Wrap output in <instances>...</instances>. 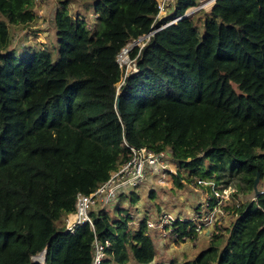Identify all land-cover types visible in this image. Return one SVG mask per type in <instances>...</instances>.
<instances>
[{"label":"trees","instance_id":"1","mask_svg":"<svg viewBox=\"0 0 264 264\" xmlns=\"http://www.w3.org/2000/svg\"><path fill=\"white\" fill-rule=\"evenodd\" d=\"M86 1L93 27L63 0L50 16L56 46L18 52L10 28L37 19L35 0H0V264H42L43 249L44 264H92L96 239L109 242L100 264H264V192L253 193L264 176V0H215L197 17L183 14L199 0H175L160 20L158 0ZM142 35L126 74L117 55ZM130 146L168 152L178 187L209 180L214 200L232 186L225 228L199 237L197 221L174 223L175 243L206 242L195 255L157 258L145 218L159 206L137 227L117 203L66 230L76 196Z\"/></svg>","mask_w":264,"mask_h":264},{"label":"rangeland","instance_id":"2","mask_svg":"<svg viewBox=\"0 0 264 264\" xmlns=\"http://www.w3.org/2000/svg\"><path fill=\"white\" fill-rule=\"evenodd\" d=\"M61 1L63 0H35V12L37 14V19L29 25L10 28L12 32L11 47L16 48L18 52H21L25 49L18 48H29L30 46L32 47L33 45H37L38 42H42V44H44L48 49L52 50V46H56V37L53 31V24L51 23L50 16L54 8H56L61 3ZM158 1L162 3V0ZM174 1L175 0H165L164 11H166V14L172 13ZM204 1L205 3L202 7H200L198 4L188 8L185 11V13H187L186 16L197 17L198 11H208L211 4H207L209 0ZM67 3L68 9L72 14H75L76 12L83 14L84 12L88 25L92 27L95 25V16L90 15V13H92L90 8H86V0H67ZM84 7L86 9H83ZM164 11L157 16V20L162 19ZM144 39L145 38L130 42L127 45V48L130 49L133 45H141V42ZM53 57L55 59L56 54H53ZM124 57L125 54L120 53L118 55V62L122 64ZM170 167V169L166 168V170L163 172L161 170L157 171L156 173H154L153 170L149 172L146 177H148L149 181H151V185L145 183V185H143V190L141 192L138 191L137 196L132 195L131 199L128 201L126 199L128 194L120 196L119 200L117 201V207H121L123 209L122 213H119L120 216H125L126 212H128V226L137 227V221L143 218L142 215L147 209L153 211L151 214H156L158 212L155 210V207L157 208L159 206V208H163V210H160L159 213L179 210L185 214L183 219L193 220L191 217V214H193L194 218H197L198 216L200 221H205L204 223L200 224L203 227V234L199 235V237L214 232L216 233L218 226L220 228H225L232 218V213L229 211V206L232 203V198H230L232 186L219 184L221 188L223 187L222 192H219V196L213 200L210 187L214 184L211 183V181L202 180L200 184H194L192 182H186L182 179L184 183L182 182L183 185L178 187L172 180L169 173L170 171L174 172L175 167L173 165ZM257 187H259L258 189L260 190L264 189V176L262 180H258ZM136 190L134 191L137 192ZM139 193L142 194L140 195ZM212 205L215 206L216 212L208 211L209 207ZM113 209L116 210V207ZM113 209L109 210V212H112ZM204 209L207 211V213H203ZM212 215H214L213 219L216 217V220L213 223H210ZM149 218L150 217L147 216L145 219ZM132 221L133 223H130ZM155 239L157 242L159 241L157 244L160 248V254L157 255V258L165 261H168L171 258H175L177 260H180L184 257L189 258L199 252L206 245V242L202 239L200 240L198 237L194 240L186 239L184 241H179L178 243H175V239L170 236L163 239ZM169 249H177L178 251L176 254L169 256L166 252ZM33 259L39 260V255L34 256ZM40 260L41 262H44L42 259Z\"/></svg>","mask_w":264,"mask_h":264},{"label":"built area","instance_id":"3","mask_svg":"<svg viewBox=\"0 0 264 264\" xmlns=\"http://www.w3.org/2000/svg\"><path fill=\"white\" fill-rule=\"evenodd\" d=\"M214 1L215 0H209L207 4L209 3L212 5ZM204 3V0H200L199 6H204ZM164 4L165 0H162V3L159 2V14L164 11ZM172 21L173 20H171L170 22ZM148 37V35H145L144 38L146 39ZM128 52L129 48H127L126 46L118 53V55L120 53L125 54L122 64H125L126 74L137 69L133 59L129 58ZM122 64L119 63L120 66ZM129 148L131 150L130 157L117 169L111 171L110 176L106 181L97 186L96 189H94L92 192L88 194L80 193L76 196L74 211L68 213L64 218L66 230L73 232L77 225L84 222H88V224L92 226L93 222L90 216V210H92L93 208L113 207L115 204H117V201L119 200L121 195H126L130 191L136 190L146 180V176L149 172H151L152 170L155 172L159 170L162 171L163 169L168 167V159L170 157L169 153L165 150L157 153L147 148L146 146H130ZM201 182V180H198V183ZM219 192H222V189H213L215 198L219 196ZM260 192H264V189L260 190ZM212 206L209 207L208 211L216 212L215 206H213V208ZM203 213H207V211L204 209ZM213 217L214 215L211 216L210 223H213L216 220V217L215 219H213ZM192 219L198 222L195 229L197 231H201L203 227L200 224L204 223L205 221H200L198 216L197 218H194V215H192ZM183 220L185 219L176 216L168 211H165L160 212L155 216H151L149 219H146V224L147 228L150 230V232H152L154 239H163L170 236L176 240L177 235L173 232L175 228L174 223ZM155 241L156 243H159V241L157 242L156 239ZM108 244V240L99 242L96 239L94 241V257L92 264H100V261L104 256V249L106 246H108Z\"/></svg>","mask_w":264,"mask_h":264},{"label":"water","instance_id":"4","mask_svg":"<svg viewBox=\"0 0 264 264\" xmlns=\"http://www.w3.org/2000/svg\"><path fill=\"white\" fill-rule=\"evenodd\" d=\"M187 15V13H184L183 14V16H186ZM152 32V31H151ZM145 37V35H142L141 37H139L138 39H136L137 41L138 40H141V39H143ZM136 40H134V41H136ZM133 41V42H134ZM258 180H259V176H258V174L256 175V177H255V179H254V182H253V193H254V195L256 196V195H258L259 193H260V190L257 188V183H258ZM45 254H46V249H43L40 253H38L37 255H41L42 256V260L44 261V259H45ZM36 255V256H37ZM35 261H38V262H41V261H39L38 259H35ZM42 264H44V262H41Z\"/></svg>","mask_w":264,"mask_h":264},{"label":"crops","instance_id":"5","mask_svg":"<svg viewBox=\"0 0 264 264\" xmlns=\"http://www.w3.org/2000/svg\"><path fill=\"white\" fill-rule=\"evenodd\" d=\"M151 181H149V178L147 177L146 178V180L144 181V184L143 185H145V183L147 184H149V185H151V183H150ZM143 190V186H141V187H139V188H137V192L139 191V192H141ZM140 195L142 194V193H139ZM167 245V244H166ZM160 249V248H159ZM178 250L176 249H169V250H167L166 252L168 253L167 255H174V254H176V252H177Z\"/></svg>","mask_w":264,"mask_h":264},{"label":"bare ground","instance_id":"6","mask_svg":"<svg viewBox=\"0 0 264 264\" xmlns=\"http://www.w3.org/2000/svg\"><path fill=\"white\" fill-rule=\"evenodd\" d=\"M40 259H42V256L41 255H39V261H41Z\"/></svg>","mask_w":264,"mask_h":264}]
</instances>
